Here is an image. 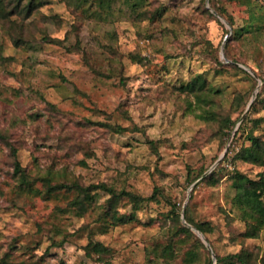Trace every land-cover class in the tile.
<instances>
[{
  "label": "rangeland",
  "instance_id": "374dc122",
  "mask_svg": "<svg viewBox=\"0 0 264 264\" xmlns=\"http://www.w3.org/2000/svg\"><path fill=\"white\" fill-rule=\"evenodd\" d=\"M34 1L30 43L0 24V264H264V0ZM45 178L105 187L81 211Z\"/></svg>",
  "mask_w": 264,
  "mask_h": 264
},
{
  "label": "trees",
  "instance_id": "16d2710c",
  "mask_svg": "<svg viewBox=\"0 0 264 264\" xmlns=\"http://www.w3.org/2000/svg\"><path fill=\"white\" fill-rule=\"evenodd\" d=\"M87 2L88 0H84ZM111 0H91L89 5L87 7L91 6L92 8L94 5H97V7H101L102 5H105L108 3L110 4ZM37 6V3L34 0H29L27 4H22L21 0H0V24L2 28L7 31V33L10 35V38L14 45H24L30 43V37L31 34H25L24 33V19L28 17L31 13L34 7ZM96 8V7H95ZM93 11H96L94 9ZM220 12V11H219ZM20 14L21 17H19V21L17 18H13L15 14ZM222 14V12H220ZM21 19V20H20ZM29 32V31H28ZM258 98V94L256 96ZM226 123H234V121L230 117L225 118ZM239 130V129H238ZM0 139H5V136L0 132ZM257 142V137L253 138ZM258 143V142H257ZM12 152H16L15 147H11ZM247 155V156H245ZM262 155L261 152L258 150L253 149H245V153L242 155L245 159H250L252 161L259 160L260 156ZM218 170V169H217ZM216 169L213 170L210 174H208L207 178H210V175H213L216 171ZM15 172L21 173V179L23 181H29L27 177H25V171L22 168V166L19 164L18 161H15ZM238 181L239 186L244 189V192L239 195V199L244 198L243 200L249 205L251 211H254L256 214H251L252 217H256V219L262 221L264 217V203L259 199V192L258 189L264 188V178L256 181V180H250L245 175L238 173ZM199 176V175H198ZM196 176V177H198ZM43 183L46 187V189L53 191L56 189L61 188H67V189H74L77 193L76 199L73 201V205L77 207L79 210H87L88 206L90 207L93 203V198H89L88 195L91 192V190L98 189L103 187V184H97V185H87V186H81L77 182H72L71 184H58V183H52L48 178H45L43 180ZM250 183V187L246 184ZM105 187V186H104ZM103 187V188H104ZM110 193V192H109ZM110 197L107 200V203L104 206V209L102 211V215H111L113 214V207L115 205V201L117 198H119L120 195H127L132 202H136L137 195L132 194L131 192H127L126 190H123L120 192V195H117L114 191H111ZM185 214V220L190 223L194 224L196 228L205 233L207 231V228L204 226L203 223H195L192 221V219L188 216V208L186 207L184 210ZM258 214V215H257ZM119 220H127V218H124L123 216L117 217ZM179 218V215H178ZM177 231H180L181 235H193V232L191 231L189 226L183 225L181 222L178 223V226L175 227ZM199 241V240H198ZM201 243V242H200ZM203 245V244H202ZM89 247L94 249L96 252L102 253L104 251H108V246H105L100 241L90 242ZM166 252L171 251V246L168 245V247L165 249ZM216 257V264H224L227 259H237L241 263H246V259L240 254H228L220 256L218 254L215 255ZM211 264V260L207 263Z\"/></svg>",
  "mask_w": 264,
  "mask_h": 264
},
{
  "label": "water",
  "instance_id": "95a60500",
  "mask_svg": "<svg viewBox=\"0 0 264 264\" xmlns=\"http://www.w3.org/2000/svg\"><path fill=\"white\" fill-rule=\"evenodd\" d=\"M206 173H204V175H205ZM183 213H184V209H183V212H182V215H183ZM197 230V232H198V235L201 237V239L205 242V244L209 247V248H211V246L209 245V243L207 242V240L205 239V237H204V235L198 230V229H196Z\"/></svg>",
  "mask_w": 264,
  "mask_h": 264
}]
</instances>
